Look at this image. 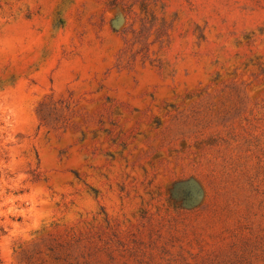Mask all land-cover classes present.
Segmentation results:
<instances>
[{
  "label": "rangeland",
  "instance_id": "374dc122",
  "mask_svg": "<svg viewBox=\"0 0 264 264\" xmlns=\"http://www.w3.org/2000/svg\"><path fill=\"white\" fill-rule=\"evenodd\" d=\"M0 264H264V0H0Z\"/></svg>",
  "mask_w": 264,
  "mask_h": 264
}]
</instances>
